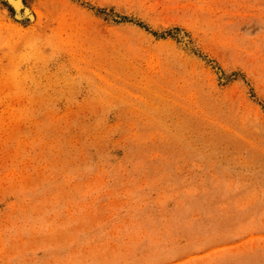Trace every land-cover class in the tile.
<instances>
[{"label": "rangeland", "instance_id": "rangeland-1", "mask_svg": "<svg viewBox=\"0 0 264 264\" xmlns=\"http://www.w3.org/2000/svg\"><path fill=\"white\" fill-rule=\"evenodd\" d=\"M13 8L0 264H264V0Z\"/></svg>", "mask_w": 264, "mask_h": 264}, {"label": "bare ground", "instance_id": "bare-ground-1", "mask_svg": "<svg viewBox=\"0 0 264 264\" xmlns=\"http://www.w3.org/2000/svg\"><path fill=\"white\" fill-rule=\"evenodd\" d=\"M10 2H11V4H12V6L15 8V10H17V8L19 7V0H10ZM22 7V6H21ZM13 8V9H14ZM24 13L25 14H27L28 13V10L27 9H25L24 10ZM30 13V12H29ZM17 14V13H16ZM24 15V14H23ZM18 16V15H17ZM26 16H28V15H26ZM30 17V16H29Z\"/></svg>", "mask_w": 264, "mask_h": 264}]
</instances>
